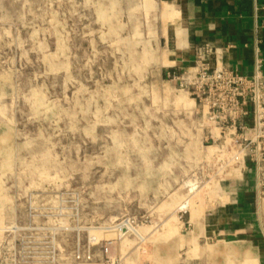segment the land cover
<instances>
[{
	"label": "rangeland",
	"instance_id": "1",
	"mask_svg": "<svg viewBox=\"0 0 264 264\" xmlns=\"http://www.w3.org/2000/svg\"><path fill=\"white\" fill-rule=\"evenodd\" d=\"M81 3L0 0V264L193 257L191 217L239 162L180 124L153 41Z\"/></svg>",
	"mask_w": 264,
	"mask_h": 264
},
{
	"label": "crops",
	"instance_id": "2",
	"mask_svg": "<svg viewBox=\"0 0 264 264\" xmlns=\"http://www.w3.org/2000/svg\"><path fill=\"white\" fill-rule=\"evenodd\" d=\"M82 2L87 11L93 8L100 29L131 32L132 38L146 45L153 41L160 51L158 61L165 79L169 72L190 69L201 47L218 52L213 66H227L250 76L261 58L264 70V0ZM179 92L184 100L177 109L180 124L204 135L208 128L201 127L198 101L186 90ZM209 130L214 141L207 143L201 137L202 144H208L209 157L226 159L221 154L220 129ZM217 189L218 200L211 208L191 217L188 235L193 257H182L183 251L179 254L176 247L174 264H264V163L240 158L238 167H233ZM202 239L213 242L202 245Z\"/></svg>",
	"mask_w": 264,
	"mask_h": 264
},
{
	"label": "built area",
	"instance_id": "3",
	"mask_svg": "<svg viewBox=\"0 0 264 264\" xmlns=\"http://www.w3.org/2000/svg\"><path fill=\"white\" fill-rule=\"evenodd\" d=\"M217 53L201 47L190 69L169 72L168 77L198 101L201 126L208 128L207 143L214 141L209 128H218L223 138L221 154L227 160L249 157L264 163L263 59L256 60L254 72L247 76L227 66H213Z\"/></svg>",
	"mask_w": 264,
	"mask_h": 264
},
{
	"label": "bare ground",
	"instance_id": "4",
	"mask_svg": "<svg viewBox=\"0 0 264 264\" xmlns=\"http://www.w3.org/2000/svg\"><path fill=\"white\" fill-rule=\"evenodd\" d=\"M132 226V225H131ZM131 228V227H130Z\"/></svg>",
	"mask_w": 264,
	"mask_h": 264
}]
</instances>
